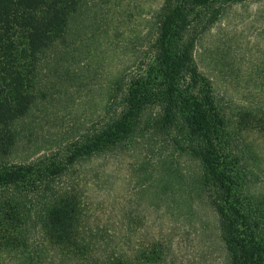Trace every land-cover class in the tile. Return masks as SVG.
<instances>
[{"label": "trees", "instance_id": "obj_1", "mask_svg": "<svg viewBox=\"0 0 264 264\" xmlns=\"http://www.w3.org/2000/svg\"><path fill=\"white\" fill-rule=\"evenodd\" d=\"M263 1L158 0L124 61L105 68L94 58L119 0H0V253L28 260L35 233L87 257L85 197L68 176L83 160L138 147L157 155L158 194L211 209L219 264H264V183L246 138L264 133V112L225 100L195 56L228 7ZM74 102L88 117L62 126ZM161 253L152 245L140 260L103 264Z\"/></svg>", "mask_w": 264, "mask_h": 264}, {"label": "rangeland", "instance_id": "obj_2", "mask_svg": "<svg viewBox=\"0 0 264 264\" xmlns=\"http://www.w3.org/2000/svg\"><path fill=\"white\" fill-rule=\"evenodd\" d=\"M140 1L119 0L108 17L107 33L100 40L95 62L101 59L105 68L113 67L127 57L128 41L145 29L148 10L158 3L142 0L140 10ZM195 56L225 100L264 112V1L228 7L199 39ZM65 109L58 114L62 126L79 121L82 115L88 117L78 102ZM246 138L259 162L261 186L264 133L255 129L246 133ZM135 149L83 160L68 176L85 197L84 231L92 245L87 257L63 253L33 233L28 260L1 252L0 264H103L112 255L126 259L137 255L140 260L152 245L161 249L160 259L141 264H219L221 246L211 209L181 191L167 193L166 198L158 194L157 155H143Z\"/></svg>", "mask_w": 264, "mask_h": 264}]
</instances>
